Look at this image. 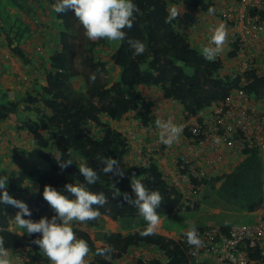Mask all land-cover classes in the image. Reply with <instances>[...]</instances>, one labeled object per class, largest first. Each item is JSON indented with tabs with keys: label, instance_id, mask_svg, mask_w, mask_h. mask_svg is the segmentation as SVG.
<instances>
[{
	"label": "trees",
	"instance_id": "16d2710c",
	"mask_svg": "<svg viewBox=\"0 0 264 264\" xmlns=\"http://www.w3.org/2000/svg\"><path fill=\"white\" fill-rule=\"evenodd\" d=\"M240 1L225 0L233 6ZM58 2L6 0L5 11L0 12V163L4 164L0 175L9 177L6 190L27 204L32 220L50 218L55 213L42 198L44 186L63 190L65 184H86L78 171L86 163L99 175L87 188L104 193L108 200L100 207L99 218L84 223L94 230L93 238L73 226L77 238L89 245L88 264H120L126 253L140 248L164 255L153 253L146 262L137 258L126 264H187L182 242L155 232L139 235L147 221L123 198L125 193L135 198L131 179H141L147 188L161 193L159 216L181 210V191L169 184L148 153L139 155L138 161L128 159L129 140L122 127L135 121L148 126L154 119L156 97L176 102L192 114L220 103L233 90L239 80L233 67H226L219 55L214 61L204 59L201 47L189 39V31L200 24L197 17L218 13L219 0H134L140 12L132 28L124 30L127 35L122 42L89 40L71 9L54 11ZM172 8L179 15L171 24L165 23ZM209 8L214 11L209 13ZM227 22L230 25L232 20ZM129 39L144 42L146 52L135 55ZM225 52L227 58H234L229 44ZM11 58L24 75L8 64ZM251 79L247 89L259 94L264 75ZM10 85H17L20 92L11 94ZM55 156L71 159L73 164L62 170ZM101 157L116 159L124 176L104 174ZM261 178L259 155L251 149L210 182L212 187L219 184L220 201L250 212L261 200ZM18 211L0 205V235L10 254L20 264H52L32 243L39 234L29 236L17 224L10 228ZM103 216L125 221L131 229L125 233L105 230ZM95 240L101 245H95ZM107 245L114 249L111 259L95 255Z\"/></svg>",
	"mask_w": 264,
	"mask_h": 264
},
{
	"label": "built area",
	"instance_id": "2783aa9c",
	"mask_svg": "<svg viewBox=\"0 0 264 264\" xmlns=\"http://www.w3.org/2000/svg\"><path fill=\"white\" fill-rule=\"evenodd\" d=\"M232 11L226 39L235 52L233 74L239 75L238 83L220 103L192 114L181 109L178 125H183V132L175 143L180 151L156 139L148 143L146 152L159 164L169 184L181 191V209L192 210L200 204L208 181L255 149L261 163V200L254 211L248 212L253 216L251 223L198 230L203 247L189 245L185 234L179 236L187 264H264V88L256 95L247 89L251 76L264 75V0H241ZM126 136L129 155L134 154L133 159L138 161L143 154L141 146L146 143L135 133L126 132ZM169 157L171 167L164 164ZM153 253L164 255L140 248L126 253L118 262L126 264L137 258L146 262Z\"/></svg>",
	"mask_w": 264,
	"mask_h": 264
},
{
	"label": "clouds",
	"instance_id": "9594fccd",
	"mask_svg": "<svg viewBox=\"0 0 264 264\" xmlns=\"http://www.w3.org/2000/svg\"><path fill=\"white\" fill-rule=\"evenodd\" d=\"M71 9L79 23L85 30V35L89 40L105 39L110 42H122L125 40V29H130L139 14L140 9L134 0H59L54 6V11L64 13ZM209 13L214 9L209 8ZM179 13L172 8L165 18V23L171 24L176 21ZM212 35L208 46L201 48L204 59L214 61L222 51L226 42L227 30L225 24L221 23L211 29ZM129 46L134 50V54L139 56L146 52V45L140 40H128ZM95 74L90 76L95 80ZM157 127L163 129L161 142L171 146L178 142L183 132V125L173 124L171 121H157ZM59 161V166L63 170L73 164L71 159ZM103 168L101 171L112 176H124V171L120 168L119 162L111 157H101ZM86 184H65L63 190L45 185L41 193L44 201L54 211L55 215L41 217L38 221L32 220V215L27 204L9 195L6 190L9 177L0 175V205H11L19 209L15 215V222L19 228L23 229L27 235L39 234L38 238L32 240L52 264H88L87 257L90 248L86 240L77 238L73 230L74 222L85 223L94 221L101 216L100 207L107 202L104 193H94L86 185H93L99 180L96 169L81 163L78 168ZM131 189L134 194L132 199L127 193L123 198L134 207L147 221L148 226L139 231L141 237L154 235V228L160 223V216L156 209L159 207L163 197L158 190L147 188L143 181L138 178L131 179ZM65 193L71 194L74 199H70ZM119 194V192H118ZM97 206V207H93ZM29 217V218H25ZM187 243L196 248L203 247L198 229L193 226L185 232ZM114 251L111 245L96 250V256H102L106 260L111 259ZM9 248L5 246V237L0 235V264H10L8 259Z\"/></svg>",
	"mask_w": 264,
	"mask_h": 264
},
{
	"label": "rangeland",
	"instance_id": "374dc122",
	"mask_svg": "<svg viewBox=\"0 0 264 264\" xmlns=\"http://www.w3.org/2000/svg\"><path fill=\"white\" fill-rule=\"evenodd\" d=\"M6 3V0H0V12L5 11V7L3 6ZM219 6L217 7V11L215 15H209L204 17H197V21L200 22L198 26L193 27V30L189 31V39L192 43L196 44V46L204 47L208 46L212 32L211 29L215 28L219 24L223 23L226 26L227 33L229 32V23L227 20H231L232 16V8L230 3L225 2V0H219ZM233 6V5H232ZM52 15V14H51ZM231 15V16H230ZM118 45V43H117ZM228 46L227 39L223 46L222 51L218 54L223 60V63L226 67L232 68L235 66L236 60L235 58H227L225 47ZM14 68H16L21 75H24L20 67H16L15 59L11 58L10 62ZM24 77V76H21ZM12 89L11 94H18L20 90L17 89V85H10ZM114 125H116L114 123ZM4 149V148H3ZM0 167H4L3 163H0ZM217 185V184H213ZM212 187L211 182H208L201 194L202 199L200 204L195 209L175 211L164 216L165 223L163 225V230L167 232H173L175 236H181L185 228L193 227V226H205L207 223L215 224V225H224V226H233L244 223H251L253 220L252 215H245L243 210L235 208L230 204H225L219 200L216 187ZM82 226L85 228L84 223L74 222L73 226ZM84 225V226H83ZM16 222L11 223L10 228L15 229ZM90 231L92 237H94V232ZM177 239V238H176ZM97 241V240H95ZM99 242V241H98ZM97 242V243H98ZM21 260L17 257L13 258V263L10 264H20Z\"/></svg>",
	"mask_w": 264,
	"mask_h": 264
},
{
	"label": "crops",
	"instance_id": "0c3cea01",
	"mask_svg": "<svg viewBox=\"0 0 264 264\" xmlns=\"http://www.w3.org/2000/svg\"><path fill=\"white\" fill-rule=\"evenodd\" d=\"M234 6L231 5V7H234ZM155 99H156V101H155V108H154V119L149 123L148 126H139V123L135 121V123H130L129 125H127L125 127H122L123 130H126L127 132H131V133H135L137 135V137H140V138H142L144 140V142L146 144L141 146L143 154H146L147 153L146 151L149 150L148 147H147L148 143H151V142H153L156 139H160L161 133L164 131L163 129L157 127V121H162V122L171 121L173 124L178 125V122H179L178 117H179V113H180V111L182 109V107L176 102L162 100V99H160L158 97H156ZM180 138H181V136H180ZM173 147H175V148H173ZM177 149L178 148H177V146L174 143L172 145V150L173 151H177ZM181 149L182 148H179L178 151H180ZM134 157H135L134 154H133V157L131 155H128V159L129 160H132ZM164 164L167 167L173 166L172 159L169 157ZM243 213L245 215H249L250 216V214H248V211H243ZM103 220H104V229L108 230V231H113V232L120 231L122 233H125L129 229H131V228L126 227L127 223L125 221H120V222L114 221L108 216H103ZM164 223H165L164 216H160V223L155 226L154 232L157 233V234H161V235H164V236H167V237L174 238V239L178 238V236H175V234L173 232H167V231L163 230ZM211 225H215V224L207 223L205 226H198L197 225L195 227L196 228H199V227L203 228V227L211 226ZM147 226H148V224L146 225V227ZM218 226L228 227V226H224V225H218ZM79 228L87 231V233H89L90 237L93 238L91 233H90V231H88L87 229H89V230H91L93 232H94V230L90 229L87 226H85V228L84 227L82 228V226H79ZM190 228L191 227L185 228L183 233H182V235L185 234V232L188 229H190ZM97 242L98 241H94V244L97 245V246H100L101 242L100 241L98 243ZM13 258H16V257H13L11 254H9L8 259L10 260L11 263H13Z\"/></svg>",
	"mask_w": 264,
	"mask_h": 264
}]
</instances>
